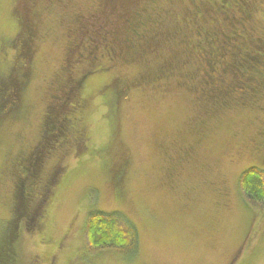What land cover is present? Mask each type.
<instances>
[{
  "label": "rangeland",
  "instance_id": "rangeland-1",
  "mask_svg": "<svg viewBox=\"0 0 264 264\" xmlns=\"http://www.w3.org/2000/svg\"><path fill=\"white\" fill-rule=\"evenodd\" d=\"M248 1L252 11L244 33L263 36L264 0ZM96 2L69 0L67 7L54 4L42 10L29 45L27 73L15 59L19 39L13 41L20 29L19 16L24 18L23 28L29 29L28 16L19 0H0V73L13 70L18 88L10 104H19L13 116L9 108L0 116V264H264V204H253L239 187L243 170L264 169V88L256 97L245 98L244 106L234 100L224 109L213 103L201 105L196 93L185 87L199 79L194 54L188 62L178 60L169 74L152 84L131 83L115 108L114 123L102 88L114 75L125 82L134 80L142 64L117 62L100 72L98 64L97 72L85 78L80 95L84 106L74 114L75 127L68 133L86 139L84 151L74 157L73 150L63 145L44 153L35 177L21 186L26 204L20 201L12 207L17 192L13 174L21 168H16V161L36 145L44 120L56 105L50 86L65 63L71 39L67 29L78 27L73 14H84L82 21L95 20V13L85 12ZM190 3L156 0L160 13L169 11L167 24L188 14ZM117 9L118 4H110L104 10L111 24L122 21L111 17ZM210 19L199 16L180 30L219 38ZM219 27L224 31L221 36L228 32L224 23ZM101 28L98 51H106L113 40L106 27ZM179 37L176 33L173 38V58L183 44ZM171 47L164 44L160 53L148 54L150 65L155 68L168 57ZM76 64L74 73L79 72ZM237 82L248 84L242 77ZM121 154L130 162L120 197L109 182L108 167ZM59 168L39 225L27 229L22 219L15 220L14 209L19 212L24 205L31 211ZM93 210L119 212L136 227L138 250L132 257L110 250L82 255L85 221Z\"/></svg>",
  "mask_w": 264,
  "mask_h": 264
},
{
  "label": "trees",
  "instance_id": "trees-1",
  "mask_svg": "<svg viewBox=\"0 0 264 264\" xmlns=\"http://www.w3.org/2000/svg\"><path fill=\"white\" fill-rule=\"evenodd\" d=\"M187 1L190 3L192 0ZM28 2H23L25 3L22 5L23 11L25 13V8H29L30 15H33V21L29 17L27 20L29 29L23 28L22 24L17 34L22 43L24 41L30 45L36 32L35 27L40 23L42 10L48 7L49 4H47L48 0H28ZM194 2L196 4L191 2L190 6L187 5L189 9L188 14H181L174 24H167V17L169 16L167 14H169V11L160 13V8L156 6V0H129V3L127 0H99L96 4L89 5L86 10V13H95V20L94 18H89V21H79L76 16L78 23L75 27L78 25L81 32L77 31V27L76 29H71V33L69 34L71 39L68 43L69 46L67 45L68 51L65 53V63L56 74L57 83L54 82L53 86H50V95H52L56 105H53L51 114L47 115L44 120L39 138L40 143L34 149L33 154L37 162L35 160L30 167L36 164L35 168L37 172L39 168L38 159L44 153H51L55 148H61L63 145H67L71 148L70 150H73L74 157L84 151V141L86 139L81 136L77 137V135L69 136L68 133L73 129L72 127H75L73 123L76 120L74 119V114L81 111L84 106V100L80 95L87 75L97 72L94 68L98 64L100 65L99 72L115 65L108 63L110 60L108 53H110V56L116 55V57L114 56V63L126 62L132 66L137 63L142 64V69L137 72L136 77H133L134 80L125 82L118 75H114L109 80L110 82H106L102 88L107 92V97L103 95V100L109 109V120L113 123L115 122L114 113L119 99L134 82L138 84L146 82L154 83L161 76L169 74L173 66L179 63L178 60L180 62H188L193 54L196 57L195 61L197 59L196 65L193 68H199V79L197 83L191 81V85L185 82V87L196 93L202 102L201 105H211L213 103L220 105L219 108L224 109L234 100L235 102L237 101L238 105L240 104L239 106H244L245 98L256 97L259 94L264 88V35H247L244 33L242 27L249 19L252 11L249 1L200 0L197 2L194 0ZM110 4H118L119 7L111 13L112 19L117 15V21L118 18L122 21H118V23L113 22L112 24L107 21V18L104 16V10ZM58 7L60 8L61 6ZM223 11L224 13H222ZM199 16L211 18L210 22L214 27L213 33L218 34L220 39L217 36H211L212 38L207 37V32L203 34V32L197 30L193 34L189 33V35L180 30L185 22L192 23V20L195 21ZM160 18L161 23L159 24ZM36 19L38 22H35ZM29 21H31V24L28 23ZM223 23L227 26L228 32L221 36V33L224 31L220 30L219 26H222ZM102 26L106 27L105 33L110 35L113 40L112 46L106 51H98V48H100L98 40ZM176 33L180 36L179 40L183 44L179 46L178 50L181 55L178 53L179 55L173 58V38ZM14 41L13 44H15ZM164 44H172L171 49L169 48V55L168 57H164L154 68V66L150 65L151 63H149L147 55L160 53L161 48L159 49V47ZM204 46L209 48L206 49ZM216 50L221 52L216 54ZM20 53L30 59V46L26 49L22 45ZM218 56H220L219 61ZM228 57L229 61H227ZM16 58L18 59V57ZM76 63L80 64L78 73L73 72V66L77 65ZM28 71L25 70L24 72L28 73ZM6 73H0V77ZM11 73L14 74V72ZM187 73H182L184 78H187ZM13 74L12 76H14ZM117 76L120 78L123 86L121 83L119 85L116 83L110 84ZM238 77H242L248 84L239 85L237 82ZM4 83L0 81L1 93L5 92L9 85L7 82ZM1 93L0 116L4 112L6 113L7 111L5 110L8 108L11 109L10 113L13 116V110H17L19 104H10L11 97H6L5 94L2 96ZM201 105L199 106L200 109ZM76 134L79 135L80 133L76 132ZM61 136L63 138L60 140L59 137ZM45 143L49 146L45 147ZM262 149L264 150V145ZM261 158L264 160V152ZM21 159L23 157L20 156L16 161V168L18 165H22ZM129 162L130 158L121 154L108 167L109 182L114 187L116 195L120 197L124 192L122 187L123 175ZM61 171L62 169L59 168L55 173L51 174L49 183L45 185L40 193V200L36 201L31 211L26 210L24 205L19 212H16L14 209L15 214L13 216L18 214L17 219H22L27 229H34L39 225L44 202L49 196V192L58 176H60ZM21 186L23 185L19 186L17 184V192L14 194L15 200L12 207L20 201L21 203L25 201L26 204L27 199ZM239 187L240 191L253 204L258 206L263 205L264 169L251 166L243 170L239 176ZM7 240H12V236H8ZM138 242L139 237L136 227L119 212L93 210L88 213L83 236L82 255L84 257H91L102 251L110 250L117 255L130 258L137 252Z\"/></svg>",
  "mask_w": 264,
  "mask_h": 264
},
{
  "label": "flooded vegetation",
  "instance_id": "flooded-vegetation-1",
  "mask_svg": "<svg viewBox=\"0 0 264 264\" xmlns=\"http://www.w3.org/2000/svg\"><path fill=\"white\" fill-rule=\"evenodd\" d=\"M26 1V3H29L28 2V0H19V3H21L22 5L23 4H25V3H23V2H25ZM67 1H69V0H48V2H47V4H49V6L51 5H56V6H61V7H67ZM28 5H30V4H28ZM119 8V7H118ZM26 10V12H25V14L28 16V19H29V17H33V15L31 16L30 15V9L29 8H25ZM86 13V12H85ZM88 13V12H87ZM222 13H224V11L222 12ZM88 14H90V15H94L93 13H88ZM76 14L75 15H73V17L76 19ZM80 17V18H79ZM83 17H85L84 16V14L83 15H80V16H77V20H79V21H82V19H83ZM23 16H19V23H20V25H22L23 23H22V21H23ZM214 19V18H213ZM32 21H33V18H32ZM35 22H38L37 21V19L35 20ZM66 29V28H65ZM68 30H69V28H68ZM70 32H71V29L69 30ZM19 39V45H18V48H17V51L15 52V56L16 57H18V59L19 60H21V62H22V67H23V69H25V70H28L29 69V63H30V59L29 58H27V57H25V56H23L21 53H20V48H21V44H22V41L20 40V37L18 36V34H17V36H15V41L14 42H16L17 40ZM29 46V43L28 44H26V49H27V47ZM78 46H79V43H78ZM108 55H109V62L108 63H110V64H115L114 63V56L116 57V55H113V56H110V53H108ZM117 63V62H116ZM11 72H13V70L11 71ZM11 72H7L6 74H4V76H1L0 77V81H2V82H7L9 85L7 86V89L5 90V92H0L1 94H2V96H4V94L6 95V97H12L15 93L13 92L14 90H16L18 87H17V83H16V81H15V77L13 76L12 78H9V76L11 77L12 76V74L13 73H11ZM7 75V76H6ZM9 75V76H8ZM56 77V76H55ZM53 78V82H52V84L55 82V83H57V79L56 78ZM14 80V82H12ZM4 83V84H5ZM120 84L121 83V80H120V78L119 77H115L114 78V80H112L111 81V83L110 84ZM121 85L123 86V84L121 83ZM111 86V85H110ZM60 136V135H59ZM63 137L61 136V137H59V139L61 140ZM40 142H39V140H38V142L36 143V145L31 149V151L30 152H27V153H23L22 155H21V157H23V159H21V168H20V170H19V172H15L13 175L16 177V180H17V184L20 186L21 184L23 185V183L25 184V182H28L29 180H31L33 177H35V175H36V168H35V165L36 164H34V166H31L30 167V165L32 164V163H34L35 162V158L32 156L33 154H34V149L35 148H37L38 147V144H39ZM49 145H47V143H45V147H48ZM36 162H37V160H36ZM49 180H50V178H49ZM49 180L47 181V183H49ZM46 183V184H47ZM45 184V185H46ZM15 212V211H14ZM28 216V215H27ZM15 217V220H17V218H18V214H16V216H14Z\"/></svg>",
  "mask_w": 264,
  "mask_h": 264
}]
</instances>
